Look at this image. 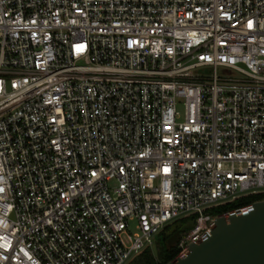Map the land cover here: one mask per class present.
<instances>
[{"label":"built area","instance_id":"built-area-1","mask_svg":"<svg viewBox=\"0 0 264 264\" xmlns=\"http://www.w3.org/2000/svg\"><path fill=\"white\" fill-rule=\"evenodd\" d=\"M253 195L264 0H0V264H129L194 217L183 255Z\"/></svg>","mask_w":264,"mask_h":264},{"label":"water","instance_id":"water-1","mask_svg":"<svg viewBox=\"0 0 264 264\" xmlns=\"http://www.w3.org/2000/svg\"><path fill=\"white\" fill-rule=\"evenodd\" d=\"M168 264H264V200L216 218L200 243Z\"/></svg>","mask_w":264,"mask_h":264},{"label":"trees","instance_id":"trees-1","mask_svg":"<svg viewBox=\"0 0 264 264\" xmlns=\"http://www.w3.org/2000/svg\"><path fill=\"white\" fill-rule=\"evenodd\" d=\"M263 195H253L240 199L239 201L219 207L212 211L216 216H222L237 210H241L253 205L256 202L263 201ZM195 226V218L188 217L180 219L167 226L158 235V251L155 256L152 250L146 249L129 264H168L181 255L180 244L183 239L191 232Z\"/></svg>","mask_w":264,"mask_h":264},{"label":"rangeland","instance_id":"rangeland-1","mask_svg":"<svg viewBox=\"0 0 264 264\" xmlns=\"http://www.w3.org/2000/svg\"><path fill=\"white\" fill-rule=\"evenodd\" d=\"M157 241H158V236L155 238V243L152 247H148L147 249L148 250H152L154 255L156 256L157 255V251H158V244H157ZM178 258V257H177ZM176 258V259H177Z\"/></svg>","mask_w":264,"mask_h":264}]
</instances>
